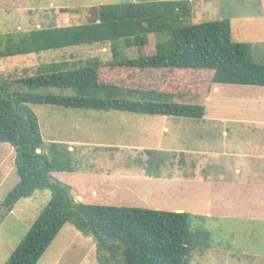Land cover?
Segmentation results:
<instances>
[{"label": "trees", "instance_id": "16d2710c", "mask_svg": "<svg viewBox=\"0 0 264 264\" xmlns=\"http://www.w3.org/2000/svg\"><path fill=\"white\" fill-rule=\"evenodd\" d=\"M191 17L189 0H135L100 5L96 22L90 24L0 36V58L96 43L108 44L111 55L105 63L97 58L72 61L66 69L53 65L32 76L0 81V144L12 148L18 176L0 211L10 212L35 191L50 192L49 202L4 264H37L66 224L93 239L98 264H189L194 249L210 248L208 231L189 230L188 213L76 201L70 186L51 178L54 171L73 170L68 149L50 143L47 153L41 152L38 120L29 108L46 105L200 121L202 105L173 99L205 98L212 84L264 87V63L253 60L250 43L233 40L229 20L192 24ZM149 35L169 38L149 44ZM129 49H136L137 56L129 58ZM155 153L146 152L150 175L160 165L151 161Z\"/></svg>", "mask_w": 264, "mask_h": 264}, {"label": "rangeland", "instance_id": "374dc122", "mask_svg": "<svg viewBox=\"0 0 264 264\" xmlns=\"http://www.w3.org/2000/svg\"><path fill=\"white\" fill-rule=\"evenodd\" d=\"M127 1L135 0H0V36L27 34L41 28L90 24L96 22L100 5ZM217 1L210 2L214 4ZM262 2L223 1L227 10H222V15H214L212 19H203L201 22L228 19L234 16L232 14L250 18L246 24L232 21V38L236 42L250 43L253 60L264 63V16L253 15L261 11ZM191 22L199 23L195 16ZM167 38L168 35H149L148 40L149 44H153ZM127 56L136 57L137 50H127ZM92 58L103 63L110 61L108 44L96 43L1 57L0 81L9 82L32 76L53 65L62 70L69 68L72 61L83 63ZM225 87L235 88H226L232 92L228 95L213 94L209 99L192 95L173 99L177 103L202 105L206 114L201 121L175 118L180 122H171V118L162 116L46 105H29V108L38 120L44 143L42 153H47L52 141L65 142L59 144L66 148L72 145L68 158L73 171H54L51 178L70 186L73 197L79 195L82 198L80 202L188 213L191 217L189 230L208 231L210 237V248L194 249L189 264H264V191L259 192L252 182L255 170H264V157H251L258 153L264 155V87H255L254 90H246L243 86ZM64 94L69 92L64 91ZM214 117L231 122L221 124L225 125L223 129L228 132L226 137L221 135L222 127L216 128V121L212 122ZM164 127L167 130L163 131ZM186 137L191 140H184ZM160 140L173 141L172 145L180 150L195 151V147L197 151L208 153L217 150V147H224L229 152H237L239 158L232 160L229 167L232 174L236 167L241 170L243 189L241 192H232L230 180L235 178L232 174L226 175L225 181L217 180L216 177L206 180V172L203 169L201 172L193 170L189 160L183 161L184 156L175 155L164 168V178L159 179H148L133 171L131 166L141 167L136 163L139 161H132L130 157L121 174L111 169L113 167L105 169L106 161H101L105 156L111 158V152L155 149ZM12 151L8 144H0V203L18 182ZM121 162L124 164V160ZM99 169H105V174L101 175L103 171ZM112 181H118L120 187L110 188ZM102 182L106 189L103 187L100 192L102 186L99 184ZM93 190H97L98 194H93ZM49 200L48 190H38L31 197L20 199L10 212L0 211V264L5 263ZM97 257V246L93 239L66 224L37 264H98Z\"/></svg>", "mask_w": 264, "mask_h": 264}, {"label": "crops", "instance_id": "0c3cea01", "mask_svg": "<svg viewBox=\"0 0 264 264\" xmlns=\"http://www.w3.org/2000/svg\"><path fill=\"white\" fill-rule=\"evenodd\" d=\"M211 0H189L191 8H192V17L191 19L194 18V16L197 18V22H201L203 21V19H212L213 16L215 15L216 17L222 13V10L226 11L227 7L223 5V1H227V0H215L217 2H210ZM214 1V0H213ZM263 2L260 3V8L261 11L259 13H255L253 14L254 17H262L264 16V0H262ZM222 15V14H220ZM234 16H231V18H228L227 20H229L230 25L232 23V21H241V23H247L250 22V18L245 17V16H237L238 14H232ZM243 15V14H241ZM221 17V16H220ZM237 17H241V18H237ZM219 20H221L222 18H217ZM243 86V88H245L246 90H249L248 88H252V90L255 89V87H260V86H252V85H233V84H212L208 94L205 96L204 99H209L213 96V94L215 95H219V96H224L225 94L228 95L232 92L229 91V89L226 88H235V87H225V86ZM231 90V89H230ZM224 91V92H222ZM206 114V112H205ZM162 117H167V116H162ZM205 117V115H204ZM203 117V118H204ZM171 118V122H180L179 120L175 119L174 117H169ZM183 119V118H182ZM203 120V119H202ZM201 121V120H200ZM216 121L215 124H217L216 128L219 126H221V135L223 137H226L228 132L223 129L225 125H221L223 123H231L230 121H226L223 120V118H216L214 117L212 119V122ZM232 123H238V122H232ZM59 128H57L56 130H58ZM167 130V128H163V131ZM220 132V130H219ZM191 138L186 137L184 138V140H188ZM51 143H58L56 141H52ZM59 143H65L60 141ZM174 142L173 141H167V142H162L161 140L157 142V147L155 149H143V148H138V150H136V152H130V153H113L111 152L109 157H103L101 158V161H106V165L107 167H105V169L107 168H111V169H116V171L121 174L124 170H125V166L126 161L128 159V157H130V160L132 161H139L136 162L137 165H139L141 167V169H138L135 165L131 166L133 169V171H135L136 173H140L143 174V176H145V178H155V179H159L161 177L164 178V168L166 167V165L168 164V162H170L171 160H173L175 158V155L178 156H184L183 161H190V165L191 168L198 172H201L202 169L204 170L203 172L205 173L206 176V180H212L213 178L216 177L217 180L220 181H225L226 178L225 176L228 174H232L229 165H231V161L232 160H236L239 157H237L238 153H232L229 152L227 150L220 147H217V150H212L209 151L208 153L206 152H202V151H197V148L194 147L195 151H189L187 149L184 150H180L178 149L176 146L172 145ZM68 151L72 150V145H68L67 147ZM11 150V149H10ZM147 151H153L156 152L155 153V159L151 158V161H153L155 164H157V162L160 164L158 167L155 166V169L151 170L150 173H152L153 175L148 174L147 172V165L148 162H150V160L148 159V156L146 154ZM13 152V151H12ZM39 152V150H38ZM104 155H108L106 153H103ZM102 157V155H100ZM253 159H262V157H264V155H262L261 153H258L256 155L251 156ZM122 160H124V164H121ZM165 160V163L163 162ZM102 162V164H103ZM113 162V163H112ZM105 164V163H104ZM172 164V163H170ZM187 164V163H186ZM120 166V167H119ZM105 169H99L98 171L102 172ZM73 171V170H72ZM71 171V172H72ZM97 171V170H96ZM63 172V171H62ZM99 172V173H100ZM233 174L235 175L233 177V179H231V184H232V192H241V190L243 189V184L240 181V174L242 173L241 170L236 167L233 170ZM53 173V172H52ZM156 176H154L155 174ZM105 174V171H103L101 173ZM253 180L252 182L255 184V186H257L258 191L261 192L262 190L264 191V170L263 169H257L255 170L254 174H253ZM173 177V176H172ZM168 179H172V178H168ZM174 180V179H173ZM118 181H116V183H114L113 181L111 182L112 184L109 185L110 188H118V186L120 187L119 183H117ZM105 183L102 182V184H99L100 187V192H102V190L104 189L103 187ZM125 187V186H124ZM126 188V187H125ZM106 192V190H104ZM97 190H93L92 193L93 194H98ZM109 193V192H108ZM107 193V194H108ZM74 199L76 201H79L80 199H82L79 195L74 196ZM237 199H239V197H237ZM241 201V200H240ZM17 204V203H16ZM239 207V205L237 206ZM176 211H180V210H176ZM64 227V226H63ZM62 227V228H63ZM62 230V229H61ZM60 230V231H61ZM59 231V232H60ZM58 235V234H57ZM56 238V237H55ZM208 250V249H206Z\"/></svg>", "mask_w": 264, "mask_h": 264}]
</instances>
